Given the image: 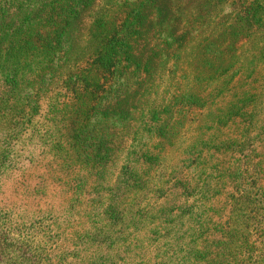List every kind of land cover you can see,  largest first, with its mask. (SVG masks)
Listing matches in <instances>:
<instances>
[{
    "label": "rangeland",
    "instance_id": "1",
    "mask_svg": "<svg viewBox=\"0 0 264 264\" xmlns=\"http://www.w3.org/2000/svg\"><path fill=\"white\" fill-rule=\"evenodd\" d=\"M21 8L0 151L3 202L41 221L23 264H215L221 230L262 225L264 0Z\"/></svg>",
    "mask_w": 264,
    "mask_h": 264
},
{
    "label": "trees",
    "instance_id": "2",
    "mask_svg": "<svg viewBox=\"0 0 264 264\" xmlns=\"http://www.w3.org/2000/svg\"><path fill=\"white\" fill-rule=\"evenodd\" d=\"M23 3L24 0H0V63L2 58L1 52L4 49L3 44L5 45V42L7 41L6 38L12 29L11 21H19L23 18V14H21L23 13V8H21ZM49 5L51 4L47 2L43 5V7ZM54 11L55 8H50L46 11L48 13L49 21L51 22L55 15ZM53 27H56L55 23ZM48 31L52 34L56 33L58 29L52 28L48 29ZM7 60L8 58L5 59V63ZM0 75L5 77V79L0 80L4 83V89H1L0 96L16 92L17 86L19 85L18 76L9 72L8 65L7 67L3 66L0 69ZM11 75H13V78L8 80V76ZM10 81L12 82L11 84L13 85V88H11V91H8L9 89L7 88V85ZM4 155L6 156V154ZM3 158V152L0 151V264H23V262L20 261V258L23 253L24 255L27 254L28 249H26V247L30 246V244L34 245V241L36 240L39 241V245H42V239L38 231L35 230V228H30V230H33L32 232L27 231L26 224L31 222L39 224L41 221L33 218L31 220H27L28 217L24 214L18 213L14 207H10L9 205L8 207L7 204L3 202L5 197V191L3 189L4 179L9 168ZM250 195H252V193ZM46 212L50 213L51 211L49 210ZM258 215L259 213L254 212L251 216H249V219L256 220ZM237 220L238 219L235 221ZM235 221L233 223L236 224ZM260 223L262 225H259L258 228L255 227V229H251L254 223L252 225L249 223L248 227H244L242 229L235 225L231 230H221V238L215 243V247L218 250L216 251L215 264H264V215L260 219ZM51 228L52 225H49L48 231L53 233V229ZM52 237L53 236L50 238ZM54 238V242L49 243V241H46L43 246L39 247L42 253L49 252L51 250L59 251V234L55 233ZM23 247H25L23 250L24 252H21ZM39 250L35 249L36 253ZM42 253L36 254L37 257H41ZM60 255H62V252H57V256ZM54 258H56V253L54 257L50 259V262L59 264L60 261H55ZM30 264L37 263L36 261H31Z\"/></svg>",
    "mask_w": 264,
    "mask_h": 264
}]
</instances>
